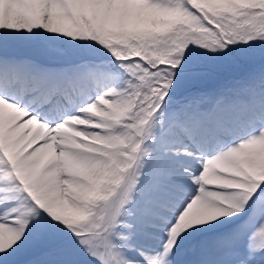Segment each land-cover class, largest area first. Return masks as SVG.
Masks as SVG:
<instances>
[{
  "label": "snow or ice",
  "instance_id": "6c2138e0",
  "mask_svg": "<svg viewBox=\"0 0 264 264\" xmlns=\"http://www.w3.org/2000/svg\"><path fill=\"white\" fill-rule=\"evenodd\" d=\"M0 264H264V0H0Z\"/></svg>",
  "mask_w": 264,
  "mask_h": 264
}]
</instances>
